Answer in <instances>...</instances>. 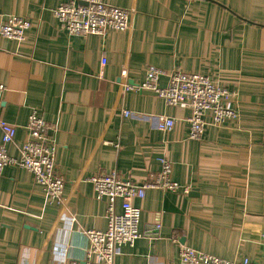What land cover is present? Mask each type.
<instances>
[{"label":"crops","instance_id":"crops-1","mask_svg":"<svg viewBox=\"0 0 264 264\" xmlns=\"http://www.w3.org/2000/svg\"><path fill=\"white\" fill-rule=\"evenodd\" d=\"M106 1L133 11L128 31L70 36L54 15L63 0H0V24L32 23L23 42L0 35V122L17 127L8 152L18 157L37 111L57 129L56 172L65 179L58 205L30 172L3 171L0 264L82 263L85 232L107 228L108 200L96 199L88 178L115 171L140 185L162 157L190 192L149 189L135 199L142 237L115 264H179V245L264 263V0ZM150 66L164 73L160 87L178 69L236 92L238 118L189 139L188 108L137 89ZM159 116L174 128L159 132Z\"/></svg>","mask_w":264,"mask_h":264},{"label":"built area","instance_id":"built-area-1","mask_svg":"<svg viewBox=\"0 0 264 264\" xmlns=\"http://www.w3.org/2000/svg\"><path fill=\"white\" fill-rule=\"evenodd\" d=\"M54 15L70 36L99 35L108 31H128L131 27L132 10L113 6L106 0H63ZM26 17L11 16L0 24V35L4 38L23 42L26 32L31 28ZM164 73L153 66L145 71V81L138 90H151L162 98L168 106L188 108L190 115L189 139L199 141L203 138L208 124L220 127L238 118V95L217 83L208 76L189 74L174 69L168 75L167 85L159 86ZM133 87L126 85V89ZM7 87L0 81V94ZM126 116L130 112H124ZM157 130L161 133L171 131L175 120L167 116L157 118ZM2 141L0 143V175L7 167L24 169L30 172L36 184L41 186L49 203L63 204L65 179L56 172L58 145L55 140L57 129L48 124L37 111L29 117L27 138L19 148L18 157L8 152V145L15 142L17 127L0 122ZM161 169L151 173L143 184H135L121 177L117 172H98L88 178L93 186L97 200H108L106 212L107 228L85 232L89 246L82 263L66 259L64 264H115L124 245L134 246L142 237L140 231L141 210L134 205L135 199H143L149 189L184 194L190 188L182 187L172 179V162L166 157L159 159ZM121 202V212L116 211V202ZM176 241V240H174ZM179 264H264L247 258L237 261L224 260L189 246L179 245Z\"/></svg>","mask_w":264,"mask_h":264}]
</instances>
